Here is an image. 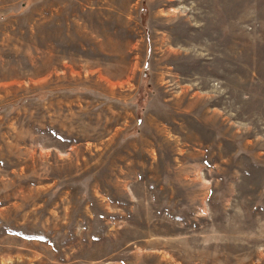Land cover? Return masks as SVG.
<instances>
[{
  "label": "rangeland",
  "instance_id": "1",
  "mask_svg": "<svg viewBox=\"0 0 264 264\" xmlns=\"http://www.w3.org/2000/svg\"><path fill=\"white\" fill-rule=\"evenodd\" d=\"M0 264H264V0H0Z\"/></svg>",
  "mask_w": 264,
  "mask_h": 264
}]
</instances>
